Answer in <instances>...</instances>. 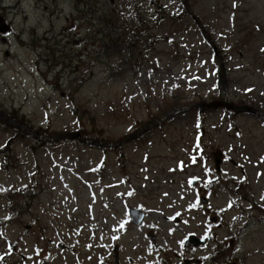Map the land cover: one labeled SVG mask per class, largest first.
<instances>
[{
  "label": "rangeland",
  "instance_id": "374dc122",
  "mask_svg": "<svg viewBox=\"0 0 264 264\" xmlns=\"http://www.w3.org/2000/svg\"><path fill=\"white\" fill-rule=\"evenodd\" d=\"M105 1L111 19L126 30L119 44L130 47L122 51L127 63L113 58V68L96 55L97 20L79 12V0H0L11 28L0 33V113L44 139L78 132L84 140L113 145L175 107L188 109L120 148L77 139L42 142L0 118V264H96L90 251L103 244L111 253L113 236L125 232L118 223L126 228V205L173 216L183 185L194 178L203 185L211 181L213 161L200 158L201 149L209 157L219 156L216 148L226 153L221 183L214 182L219 206L248 193L239 186H264L260 118L190 109L227 101L264 116V0ZM139 24L151 38L165 39L152 45L136 36L131 41V27ZM57 41L61 51H53ZM171 95L181 105L161 114ZM194 133L202 138L198 149ZM191 155L196 164L188 161ZM255 170L260 183L253 181ZM88 186L97 197L91 215ZM226 214L229 224L238 212ZM160 216L152 214L162 232L176 231L175 245L181 228ZM142 232L129 227L118 244L132 255L133 244L144 241ZM257 237L243 244V250L259 249L248 252V264H264V240L256 244ZM96 254L105 260V252Z\"/></svg>",
  "mask_w": 264,
  "mask_h": 264
},
{
  "label": "flooded vegetation",
  "instance_id": "af4514ba",
  "mask_svg": "<svg viewBox=\"0 0 264 264\" xmlns=\"http://www.w3.org/2000/svg\"><path fill=\"white\" fill-rule=\"evenodd\" d=\"M0 19L2 22L5 21V16L1 14V11ZM223 156H226L225 151H223ZM257 172L261 176V173ZM219 175L218 173L217 176ZM213 178L204 185L196 179H191L190 184L183 185L179 190L180 206L178 207L180 210L173 216H168V211L150 212L151 210H146L143 204L132 208L124 201L127 208L126 228L121 227L123 223L120 222L118 231L128 232L129 227L143 230L144 241L133 244V254L130 255L126 246L121 247L118 244L120 236L125 232L116 234L112 244V248H115L116 264H248V252L257 253L259 249L243 250V244H247L255 235H258L255 238L256 244L258 239L261 243L264 240L259 235L264 232V188L257 187L251 190L247 189V185L239 186L240 192L249 194L230 196L219 206L217 198L221 191L219 185L214 182L221 183L222 179L215 177L214 181ZM225 189H227L226 186L223 190ZM123 196L125 195L119 191L118 197L123 199ZM243 204H247L248 207H244ZM168 208L163 207L162 209ZM233 208H236L238 215L235 218L231 217L228 224L225 220L226 213L232 211ZM134 209H138L142 214V221L138 226L131 224L130 211ZM153 213H161L160 218L165 223L175 225L176 230L181 228V235H178L175 245L172 237L176 231L168 228L167 230H170L167 233L162 232V227L159 226L161 220H154ZM142 227L144 229H141ZM189 236L195 238L187 245L186 240ZM142 243H144L143 248H141ZM58 248L64 247L58 246ZM98 251L105 252V260L100 258L101 254H96ZM89 254L94 255L96 264H112V252L110 253V248L103 244L94 251L91 250ZM123 256H125L126 263L122 262ZM238 256L240 259L237 258ZM76 264L83 263L80 261Z\"/></svg>",
  "mask_w": 264,
  "mask_h": 264
},
{
  "label": "trees",
  "instance_id": "16d2710c",
  "mask_svg": "<svg viewBox=\"0 0 264 264\" xmlns=\"http://www.w3.org/2000/svg\"><path fill=\"white\" fill-rule=\"evenodd\" d=\"M80 5H78V8L80 9V13H83L84 15H90L91 19L98 22H96V31L95 35L98 36L97 40V46L95 47L98 55V57L101 58V60L107 64L109 67L113 68L115 65L114 63H111L110 60L113 58H118L122 65L126 64V58L123 55L122 51L127 52V50H130L129 44H119V39L125 36L126 30L124 29V25H116V23L111 19L110 14V8L107 5V2L105 0H79ZM78 11V10H77ZM90 19V20H91ZM112 21V22H111ZM133 21V20H132ZM197 21V20H196ZM199 23V22H198ZM142 25L139 24L136 29L131 30V41L134 39V37H138L140 41H146L149 45H152V43H158L161 40H164L165 37L161 36H153V40L151 38V35L149 36L147 33H145V29L141 28ZM103 30H106L107 36L100 37L98 35V32L103 34ZM118 34V36H117ZM168 39V38H166ZM134 42V41H133ZM48 45H45L44 48H47ZM135 48L137 50H140L139 46L135 43ZM61 51L59 41H57L53 45V51ZM107 72V70H106ZM109 73H113L112 70L108 71V76L114 77V75H111ZM221 79V77H220ZM173 96V97H172ZM172 101L168 104H164L163 110H161V114H164L167 110H169L172 107L181 105L180 100L175 96L171 95ZM9 117V116H8ZM156 116L149 117L150 120L155 119Z\"/></svg>",
  "mask_w": 264,
  "mask_h": 264
},
{
  "label": "water",
  "instance_id": "95a60500",
  "mask_svg": "<svg viewBox=\"0 0 264 264\" xmlns=\"http://www.w3.org/2000/svg\"><path fill=\"white\" fill-rule=\"evenodd\" d=\"M0 32L4 33L8 30V27H3L1 21H0ZM192 107V106H190ZM193 107H208V108H225L226 110L229 111H233L235 114H239V113H248V114H252V115H256L258 118H261L262 120H264V116H262L259 111L253 109L252 107L249 106H236L233 103H227L226 101H214L210 104H205V103H200L198 105H195ZM188 107H181V108H175L170 110L161 120L154 122L153 124H150L146 127H143L139 130H137L136 132H134L133 134H131L128 138H126L125 140H123L120 143L117 144H113V145H109V144H104V143H99L96 141H90V140H84L81 138L80 134L78 132H71V133H65V134H61L58 136H55L53 138L50 139H44L41 138L37 133H32L24 124H22L21 122H15L13 120H11L8 116H5L4 114L0 113V118L3 119V121L8 122L10 126L17 128L18 130H20L23 133L32 135L34 137H36L38 140L45 142V141H54V142H58V141H63V140H69V141H73L74 139H77L80 143L83 144H92V145H97V146H113V147H117V146H121L122 144L129 142L133 139H135L137 136H139L142 133L147 132L151 127H156L158 126L160 123H163L164 121L168 120L173 114L178 113L180 111H184L187 110ZM219 155L221 156V154L219 153ZM220 157H214V161H215V166L216 169H219V164H220ZM131 214V221L133 224L138 225L141 220H142V215L139 214V210H131L130 211ZM195 238L193 236H189L186 240V244L189 245L188 243H191L192 239ZM115 253V252H114ZM116 259V256H114V260ZM116 262V261H115Z\"/></svg>",
  "mask_w": 264,
  "mask_h": 264
},
{
  "label": "snow or ice",
  "instance_id": "6c2138e0",
  "mask_svg": "<svg viewBox=\"0 0 264 264\" xmlns=\"http://www.w3.org/2000/svg\"><path fill=\"white\" fill-rule=\"evenodd\" d=\"M193 160L195 161V157L193 158ZM229 206H231V205H229Z\"/></svg>",
  "mask_w": 264,
  "mask_h": 264
}]
</instances>
